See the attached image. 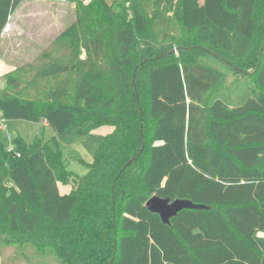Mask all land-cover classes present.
Masks as SVG:
<instances>
[{
    "label": "trees",
    "instance_id": "1",
    "mask_svg": "<svg viewBox=\"0 0 264 264\" xmlns=\"http://www.w3.org/2000/svg\"><path fill=\"white\" fill-rule=\"evenodd\" d=\"M24 1L0 0V35ZM72 3L73 23L1 76L0 119L112 130L81 176L39 137L0 141V242L56 264H264V0ZM203 55L249 79L223 87ZM152 196L208 208L165 225Z\"/></svg>",
    "mask_w": 264,
    "mask_h": 264
},
{
    "label": "rangeland",
    "instance_id": "2",
    "mask_svg": "<svg viewBox=\"0 0 264 264\" xmlns=\"http://www.w3.org/2000/svg\"><path fill=\"white\" fill-rule=\"evenodd\" d=\"M83 1L87 2L88 0ZM61 2L54 3L49 0H29L22 2L15 9L9 18V29L6 31L3 30L1 34V52H3V55L8 46H11L13 51H18L20 54L18 61L15 62L13 67L16 66L17 68L30 63L60 35L65 27L73 23L75 19L74 3H72V0H61ZM173 48L175 49V47ZM174 52L177 54L175 50ZM198 61L205 62L212 68L224 73L226 80L222 84L223 87L244 83L249 79L210 55L200 56L198 57ZM230 90L233 91V89ZM107 129L110 130L111 127L100 126L95 127L93 130L79 133L78 128L70 127L62 135L55 136L53 129L49 126L47 128L42 127L39 123L1 118L0 141L7 149L17 135H20L24 141L29 143L34 137H39L53 151H59L61 153L69 171L81 176L87 172L86 162L91 163L93 160L92 157L102 139L99 136L102 135L103 137L105 135L103 130ZM8 134H11L10 140L8 139ZM18 250L16 247L5 246L0 242V255L4 260L6 259L12 262L14 259L13 261L16 260L20 264L57 263L54 255L48 254L47 257L42 258L26 247L23 250Z\"/></svg>",
    "mask_w": 264,
    "mask_h": 264
},
{
    "label": "water",
    "instance_id": "3",
    "mask_svg": "<svg viewBox=\"0 0 264 264\" xmlns=\"http://www.w3.org/2000/svg\"><path fill=\"white\" fill-rule=\"evenodd\" d=\"M134 78V75H133ZM136 156L133 157L132 160L128 161L124 168L128 167V165L134 160ZM145 206L153 215L159 217L165 225H170V219L176 217V215L183 210H207L208 207L202 204H196L189 200L184 199H174L170 201L168 198H159L157 196L150 197L146 202ZM111 259L110 263L112 262Z\"/></svg>",
    "mask_w": 264,
    "mask_h": 264
},
{
    "label": "crops",
    "instance_id": "4",
    "mask_svg": "<svg viewBox=\"0 0 264 264\" xmlns=\"http://www.w3.org/2000/svg\"><path fill=\"white\" fill-rule=\"evenodd\" d=\"M45 1V0H44ZM49 1H51V2H54V3H60L61 2V0L59 1V0H49ZM25 2V1H24ZM22 3V2H21ZM21 3H20V5H21ZM62 3V2H61ZM19 5V6H20ZM18 6V7H19ZM17 7V8H18ZM73 9H74V7H73ZM10 18V17H9ZM9 18H8V20H9ZM9 22V21H8ZM9 23H7V25H8ZM6 25V26H7ZM4 30V29H3ZM5 31V30H4ZM3 32V31H2ZM2 34V33H1ZM1 36V35H0ZM1 38H2V36H1ZM19 56H20V54H19V52L17 51H13V48L11 47V46H8V48H6V51H5V54L3 55V52H1V40H0V78H1V76H3L4 74H6V73H9V72H11V71H13V70H15V68H16V66L15 67H13L14 66V64H15V62H17L18 61V58H19ZM2 86H3V83H2V80L0 79V89L2 88ZM39 124L42 126V127H47L48 128V125L47 126H44V125H42V123H41V121L39 122ZM12 125V124H11ZM14 125H16V124H14ZM106 129V128H105ZM109 129V128H108ZM103 130V133L105 134V135H107V134H109L110 132H111V130H112V127H111V129L110 130ZM103 133H101V134H103ZM1 135V134H0ZM104 135V136H105ZM103 136V137H104ZM102 138L103 139V137H102V135H100L99 136V138ZM8 139L10 140L11 139V134H8ZM101 139V140H102ZM98 140H100V139H98ZM26 142V141H25ZM101 142V141H100ZM99 142V143H100ZM26 143H29V142H26ZM83 161V160H82ZM87 164H88V162H86ZM58 191L62 194V195H66L67 193H69L70 191H69V189H70V187L68 186V185H65V186H63L62 184H60V183H58Z\"/></svg>",
    "mask_w": 264,
    "mask_h": 264
},
{
    "label": "built area",
    "instance_id": "5",
    "mask_svg": "<svg viewBox=\"0 0 264 264\" xmlns=\"http://www.w3.org/2000/svg\"><path fill=\"white\" fill-rule=\"evenodd\" d=\"M41 123H42V125H44V126H47V121L46 120H41ZM6 151L8 152V153H10V152H14V146H12L11 144L9 145V147L6 149ZM17 156H19V154L17 153L16 154V157Z\"/></svg>",
    "mask_w": 264,
    "mask_h": 264
}]
</instances>
